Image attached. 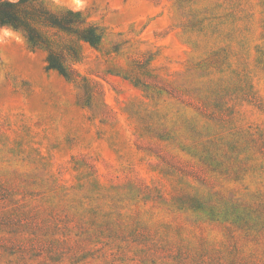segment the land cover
<instances>
[{
  "label": "rangeland",
  "instance_id": "rangeland-1",
  "mask_svg": "<svg viewBox=\"0 0 264 264\" xmlns=\"http://www.w3.org/2000/svg\"><path fill=\"white\" fill-rule=\"evenodd\" d=\"M53 1L106 35L73 83L0 27V264H264L190 208L264 194V0Z\"/></svg>",
  "mask_w": 264,
  "mask_h": 264
},
{
  "label": "trees",
  "instance_id": "trees-1",
  "mask_svg": "<svg viewBox=\"0 0 264 264\" xmlns=\"http://www.w3.org/2000/svg\"><path fill=\"white\" fill-rule=\"evenodd\" d=\"M0 27L22 34L31 48L45 51L46 68L57 71L73 83L78 81L72 64L82 60L83 44L99 49L106 35L104 28L90 21L82 10L57 4L53 0H0ZM166 139L172 140L174 136ZM200 143L203 145V142ZM188 149L206 165L217 167L220 163L216 150L210 151L206 147L202 150ZM228 149L233 153L234 144ZM197 203L190 207L196 215L206 214L208 219L230 222L248 235L264 236L262 192L231 198L215 191L203 200L198 199Z\"/></svg>",
  "mask_w": 264,
  "mask_h": 264
}]
</instances>
